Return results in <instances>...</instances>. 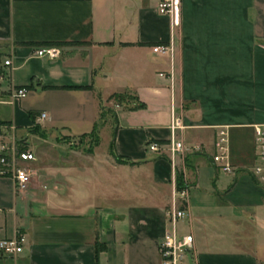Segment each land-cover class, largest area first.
Listing matches in <instances>:
<instances>
[{"label":"crops","instance_id":"1","mask_svg":"<svg viewBox=\"0 0 264 264\" xmlns=\"http://www.w3.org/2000/svg\"><path fill=\"white\" fill-rule=\"evenodd\" d=\"M43 43H62L53 45L59 55H34ZM161 44L173 51L156 52ZM21 87L27 96L15 99ZM113 94L129 96L121 103ZM173 106L185 125L175 163L190 184L179 223L194 237L189 263L264 264V187L251 175L254 125L264 123V0H181L175 22L157 0H0V141L35 135V124L47 131L44 141L81 138L103 108L117 125L102 155L101 127L95 162L71 148L67 159L37 164L33 151L26 189L0 176V240L27 237L24 251L0 255V264L158 262L176 174L146 143L169 140ZM220 128L233 172L213 160ZM97 171L119 190H87Z\"/></svg>","mask_w":264,"mask_h":264},{"label":"built area","instance_id":"2","mask_svg":"<svg viewBox=\"0 0 264 264\" xmlns=\"http://www.w3.org/2000/svg\"><path fill=\"white\" fill-rule=\"evenodd\" d=\"M158 10L162 14L171 17L173 22L178 21L181 10V0H157ZM156 52H172L171 45H156ZM60 50L54 46H38L34 49V55L43 57L50 56L55 58L59 55ZM11 64V58L5 60V65ZM28 90L26 87L15 89L13 97L21 99L27 96ZM46 117V113H42L38 120ZM184 119L180 112H177L175 107H172L171 122H170V138L164 142L149 140L146 143V150L161 155L168 156L173 163L176 174L175 185L176 190L173 196L171 206L166 210V216L169 222V229L165 232L158 244L160 260L150 264H191V259L194 237L192 234H182L179 230V223L188 217L187 205L189 201L190 184L187 181L184 168H180L175 163V157L184 156L185 144L178 136V132L184 129ZM254 140L256 147V161L251 169V175L254 179L264 187V123L254 125ZM19 139L15 136H10L8 140L0 141V176L9 177L14 181L17 191L26 189L32 179V170L24 164L36 160L35 153L24 147L21 148ZM227 143L228 133L226 129L220 128L215 139L216 153L213 160L222 170L233 172L231 164L227 160ZM182 174L183 185L182 189L177 188V176ZM27 237L23 233H17L12 238L0 240V255L1 256H16L24 251Z\"/></svg>","mask_w":264,"mask_h":264},{"label":"rangeland","instance_id":"3","mask_svg":"<svg viewBox=\"0 0 264 264\" xmlns=\"http://www.w3.org/2000/svg\"><path fill=\"white\" fill-rule=\"evenodd\" d=\"M103 124L105 126L103 125L104 129L102 130L101 133L102 140L97 148V152L100 155L103 154V151L109 149L111 141L113 139V135L117 129L115 118L112 113H106L105 117L103 118ZM51 135L52 133L50 134V136ZM22 138L23 139L19 141L20 146H25L26 148L35 151L38 154L39 159L37 162H35L37 164L41 163L42 161L49 164H53L62 160L61 158L67 159L68 157L66 151L70 150L71 148H80V149L83 148L86 151L88 148L93 147L92 142H90V138H82V137L66 138V136H62L61 133L60 136H57V134L54 133L50 137V139H48V141L42 140V137L39 134H35L31 136L24 135L22 136ZM86 152H87V163L93 162L94 154H92L88 150ZM90 157H92L91 160ZM105 157L108 158L111 163H114L113 162L114 160H112V158H110L107 153H105ZM105 157L103 156V158ZM109 161L108 163H110ZM35 163H33V165H35ZM25 165L26 164H24V166ZM29 168L31 169L32 167ZM91 174H92V182H91L92 184L91 185L87 184V190H91L93 193L96 192L105 193L106 191H109L110 189L109 186L111 187L114 186L112 183V181L114 182V179L110 180V178H102V179H100L99 177L96 178V176H99L100 174L99 171H97L96 173L92 172ZM113 188L119 190V188L116 187Z\"/></svg>","mask_w":264,"mask_h":264},{"label":"trees","instance_id":"4","mask_svg":"<svg viewBox=\"0 0 264 264\" xmlns=\"http://www.w3.org/2000/svg\"><path fill=\"white\" fill-rule=\"evenodd\" d=\"M61 44L62 43H43V45H46V46L61 45ZM90 87L91 86H69L68 88L89 89ZM128 96L129 95H124V94H113L111 97L117 99L119 102L122 103V101H124ZM130 98H134V97H130ZM144 106H145V104L140 102L132 108H142ZM106 112H107V110H104V108H103V111L100 115L99 120L94 124V128H93L92 132L89 134L82 135V138H86V136H87V138H90V142H92V144H93V147L87 149L89 152H93V148L96 145H98L100 142V137H99L98 133H99L101 127L104 125L103 124V118L105 117ZM5 124H7V123L0 121V128H1V126L5 125ZM29 131H30V133H33V134H39L42 138H47L49 136L47 131L45 129H42L41 126H39L38 124H35L32 128L29 129ZM66 138H67V136H66ZM24 147L25 146H21V148H24ZM111 154H113L115 156L117 162L128 163V159H124V158H121L120 156L116 155L113 152L112 148H111ZM133 163H135V162H132V164ZM186 164L189 165L188 156L186 157ZM183 187H184V185H183L182 174H178V176H177V188L182 189Z\"/></svg>","mask_w":264,"mask_h":264}]
</instances>
